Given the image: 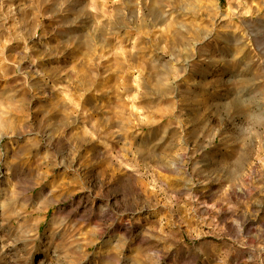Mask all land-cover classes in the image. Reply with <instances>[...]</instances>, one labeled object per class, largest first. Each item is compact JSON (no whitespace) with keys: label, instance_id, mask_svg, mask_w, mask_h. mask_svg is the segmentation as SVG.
<instances>
[{"label":"rangeland","instance_id":"1","mask_svg":"<svg viewBox=\"0 0 264 264\" xmlns=\"http://www.w3.org/2000/svg\"><path fill=\"white\" fill-rule=\"evenodd\" d=\"M0 264H264V0H0Z\"/></svg>","mask_w":264,"mask_h":264}]
</instances>
